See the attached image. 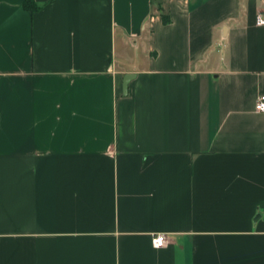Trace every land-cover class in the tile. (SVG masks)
I'll return each mask as SVG.
<instances>
[{"label": "crops", "instance_id": "obj_1", "mask_svg": "<svg viewBox=\"0 0 264 264\" xmlns=\"http://www.w3.org/2000/svg\"><path fill=\"white\" fill-rule=\"evenodd\" d=\"M25 1L0 0V264H264V0Z\"/></svg>", "mask_w": 264, "mask_h": 264}, {"label": "built area", "instance_id": "obj_2", "mask_svg": "<svg viewBox=\"0 0 264 264\" xmlns=\"http://www.w3.org/2000/svg\"><path fill=\"white\" fill-rule=\"evenodd\" d=\"M257 24L259 26H264L263 15H261V14L258 15ZM256 110H257V112L264 114V96H261L258 99L257 104H256ZM166 243H167L166 236L163 234L155 235L152 238V244H153L154 248H156V249H161V248L165 247Z\"/></svg>", "mask_w": 264, "mask_h": 264}, {"label": "trees", "instance_id": "obj_3", "mask_svg": "<svg viewBox=\"0 0 264 264\" xmlns=\"http://www.w3.org/2000/svg\"><path fill=\"white\" fill-rule=\"evenodd\" d=\"M24 7L27 10H30L31 12H34L35 10L38 9V7L35 5L34 0H26ZM163 22L164 24H168L169 23V17L168 16H164L163 17Z\"/></svg>", "mask_w": 264, "mask_h": 264}, {"label": "water", "instance_id": "obj_4", "mask_svg": "<svg viewBox=\"0 0 264 264\" xmlns=\"http://www.w3.org/2000/svg\"><path fill=\"white\" fill-rule=\"evenodd\" d=\"M134 78V75H127L124 79V83H123V91H124V94L126 95L128 93V85L130 83V81Z\"/></svg>", "mask_w": 264, "mask_h": 264}]
</instances>
